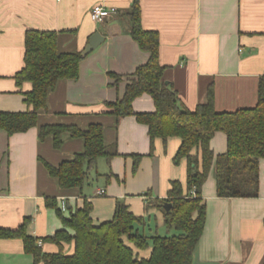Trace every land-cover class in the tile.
Segmentation results:
<instances>
[{
  "label": "crops",
  "instance_id": "crops-1",
  "mask_svg": "<svg viewBox=\"0 0 264 264\" xmlns=\"http://www.w3.org/2000/svg\"><path fill=\"white\" fill-rule=\"evenodd\" d=\"M136 1L143 28L159 33V58L167 66L165 78L173 82L186 107L194 109L206 102L209 87L214 88L215 106L220 111L257 104L259 81L264 75V0H0V111L29 109L23 92L31 89V83L18 86L13 78L24 64L28 29L58 31V46L63 52L83 51L95 31L105 37L81 61L78 79H61L49 92L47 110L38 112V126L12 135L0 128L1 228H17L28 217L29 235L42 239L54 234L62 222L56 210L47 205V197H56L59 205L65 200L66 215L88 198L94 206L95 223L112 218L118 197H125L130 209L139 215L135 208L139 200L129 197L136 189L130 187V181L137 182L146 170L153 177L159 167L164 189H169L172 179L185 182L186 164L183 174H178L171 163L180 144L178 138L168 140L166 153L163 141L157 139L155 155H147V125L134 115L117 119L107 111L106 102L120 98L127 83L121 79L115 84L110 73L129 75L150 55L131 35L130 11ZM96 4L115 7L117 12L94 21L90 13ZM133 108L154 111L155 103L145 93L134 100ZM46 123L75 124L84 129L101 123L106 144L116 143L120 153L111 162L112 174L118 180L123 177L127 185L112 182V196L97 194L102 187L87 196L85 184L82 189L62 188L41 159L58 165L83 151L85 143L64 134L62 147L56 149L53 136L39 138V127ZM212 147L216 154L226 151L224 132L216 133ZM134 153L145 154L137 172L133 171ZM259 173L257 197H219L213 168L202 189L207 222L193 264L264 263V158ZM87 182L90 184V179ZM144 227L145 223L139 225L146 234ZM40 244L46 252L59 250L51 241ZM65 251L72 253L73 245H65ZM146 253L150 248L141 252ZM0 264L45 263H35L22 239L0 238Z\"/></svg>",
  "mask_w": 264,
  "mask_h": 264
},
{
  "label": "trees",
  "instance_id": "trees-1",
  "mask_svg": "<svg viewBox=\"0 0 264 264\" xmlns=\"http://www.w3.org/2000/svg\"><path fill=\"white\" fill-rule=\"evenodd\" d=\"M130 17L133 39L150 55L147 62L129 75L110 73L115 84H119L121 79L127 83L120 98L106 102L107 111L117 119L134 115L138 122L147 125L150 137L147 155L155 153L157 139L163 141L165 150L171 137L180 140L173 159L177 164L186 160V180L172 179L166 196L156 199L166 225L176 231L150 236L141 232L139 225L145 223L144 216L135 214L123 199H116L111 219L95 223L92 218L94 206L88 198L84 199L82 206L70 209L66 215L56 197H47V205L56 210L62 222V227L54 234L42 239L29 235L28 217L17 228L0 227V238L22 239L25 251L34 256L35 263L193 264L194 252L207 222V200L202 189L213 168L217 196L259 195L260 163L264 158V75L260 77L259 99L254 106L220 111L215 106L214 88L209 87L206 102L189 109L173 82L165 78L167 66L159 58V33L143 28L138 1L133 5ZM58 36L56 30L28 29L26 32L24 64L13 78L18 86L24 82L31 83V89L23 92L29 109L0 111V128L9 135L38 126V112L47 110L48 94L57 82L79 77L80 64L86 55L83 51H60ZM145 93L152 96L155 110L137 112L133 102ZM217 132H224L227 140L226 151L220 154H216L212 147ZM64 134L82 138L85 143L83 151L58 165L41 159L64 189H82L101 157L111 165L113 158L120 155L116 143L106 144L101 123H91L85 129L61 123H46L39 127L40 140L53 136L56 149L62 147ZM131 156L134 159L133 171L137 172L145 154L134 153ZM165 203L172 204L170 210L164 208ZM42 240L55 243L59 250L44 251L40 244ZM67 244L73 245L72 253L65 251ZM149 248L147 256L141 254Z\"/></svg>",
  "mask_w": 264,
  "mask_h": 264
},
{
  "label": "rangeland",
  "instance_id": "rangeland-1",
  "mask_svg": "<svg viewBox=\"0 0 264 264\" xmlns=\"http://www.w3.org/2000/svg\"><path fill=\"white\" fill-rule=\"evenodd\" d=\"M168 151H169V146H167L166 150L164 149V153ZM155 153L151 156H154ZM171 163H172V167L175 168L176 173L183 174L184 165L186 164L185 159H183L178 164L175 163L173 159ZM111 172H112L111 165H108L107 159L105 157H101L98 161L96 170H93L90 174L89 177L90 184H88V182H85V186L83 189L84 194L87 196H92L93 192L98 187H102L104 188L103 189L104 191L105 190L107 191V193L105 194L112 196L109 187L112 182H116V184L118 185H127L125 184V179L123 177L121 180H118V178H116V176H113ZM159 172L160 171L158 167L156 172L153 173V177H152L149 171L146 170L142 174V177L139 180H137V182L132 183L130 181V187L136 189L131 191L135 195L134 194L132 196L129 195V197H135L134 199L139 200L138 206L135 208L138 210L139 215L144 216L145 219L144 229L147 235H155V234L167 235V234H173L176 231L174 228L171 229L168 228V226L165 223L162 210L156 205V199L163 198L168 191L167 188L164 189L161 187V183L159 182ZM156 176H157V181H156ZM118 198L123 200L125 199V197H118Z\"/></svg>",
  "mask_w": 264,
  "mask_h": 264
},
{
  "label": "built area",
  "instance_id": "built-area-1",
  "mask_svg": "<svg viewBox=\"0 0 264 264\" xmlns=\"http://www.w3.org/2000/svg\"><path fill=\"white\" fill-rule=\"evenodd\" d=\"M115 12H117V8L115 7H107L102 4H96L92 7L90 15L94 21H103ZM192 192L194 194V190ZM97 193L99 195H104L105 191L103 189H99ZM60 206L63 212L67 211V203L65 200L62 201Z\"/></svg>",
  "mask_w": 264,
  "mask_h": 264
},
{
  "label": "water",
  "instance_id": "water-1",
  "mask_svg": "<svg viewBox=\"0 0 264 264\" xmlns=\"http://www.w3.org/2000/svg\"><path fill=\"white\" fill-rule=\"evenodd\" d=\"M104 38H105L104 35L100 31H95L90 36L89 41L83 50V54L87 55L91 53L93 50H95L104 41ZM171 207H172L171 203L164 204V208L166 210H170Z\"/></svg>",
  "mask_w": 264,
  "mask_h": 264
}]
</instances>
